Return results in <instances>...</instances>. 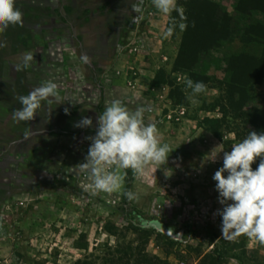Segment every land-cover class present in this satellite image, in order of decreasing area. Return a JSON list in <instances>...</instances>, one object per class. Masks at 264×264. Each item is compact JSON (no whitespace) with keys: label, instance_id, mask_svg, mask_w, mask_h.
Listing matches in <instances>:
<instances>
[{"label":"rangeland","instance_id":"obj_1","mask_svg":"<svg viewBox=\"0 0 264 264\" xmlns=\"http://www.w3.org/2000/svg\"><path fill=\"white\" fill-rule=\"evenodd\" d=\"M209 1L236 13V0ZM196 2L164 14L152 0H15L22 25L0 33V264H264L258 241L222 236L212 178L233 144L264 132V37L238 35L195 57L182 45ZM237 56L260 80L243 98L230 86ZM186 79L206 91L193 95ZM47 81L58 96L32 121L14 120L18 97ZM114 100L144 107L173 151L142 174L122 170L120 191L94 195L81 163ZM83 117L92 125L76 126Z\"/></svg>","mask_w":264,"mask_h":264},{"label":"clouds","instance_id":"obj_2","mask_svg":"<svg viewBox=\"0 0 264 264\" xmlns=\"http://www.w3.org/2000/svg\"><path fill=\"white\" fill-rule=\"evenodd\" d=\"M152 4L164 14L176 9V0H152ZM14 5L15 0H0V33L10 25H22V13ZM32 59V54L25 55L23 68H27ZM80 59L89 63L87 55ZM185 85L193 95L206 91L203 82L186 79ZM57 96L54 82L43 83L28 95L18 97L21 107L13 113V119L32 121L41 101ZM145 111L144 107H139L129 112L120 100H114L98 116L96 134L90 138L85 162L81 163L82 170L93 180L94 195L120 191L124 181L122 170L132 169L134 174H142L149 163H167L168 153L173 149L167 144L161 145L154 123H144ZM92 123L91 118L83 117L76 126L88 127ZM215 158L209 160L214 162ZM257 158L259 164L253 169ZM212 178L216 182L218 202L223 205L218 210L222 236L233 239L244 234L264 245V132L250 131L242 141L233 144L231 151L224 152L222 166ZM124 195L128 199L133 197L131 192Z\"/></svg>","mask_w":264,"mask_h":264},{"label":"trees","instance_id":"obj_3","mask_svg":"<svg viewBox=\"0 0 264 264\" xmlns=\"http://www.w3.org/2000/svg\"><path fill=\"white\" fill-rule=\"evenodd\" d=\"M189 8L191 9L184 20L185 28L182 46L188 49L189 53L195 57L197 54L200 55L206 48L232 41L238 35L243 41L255 35L264 37V0H236L235 15L228 13L219 3L209 0H197L196 6L190 5ZM253 14H257L260 19L253 23H247V18ZM244 20L247 24L243 22ZM243 25L245 26L244 31H242ZM244 58V56H237L230 61L232 62L230 68L237 73L234 74V82L236 84H233L234 87L231 84L230 86L234 92L237 90L242 98L246 97L247 86L245 84H257L260 82L258 80L259 76L256 78L249 76L251 71L248 67H238L236 63L243 61ZM197 59L195 58L193 62L196 63ZM240 71L243 72L238 74ZM247 75L248 77H246ZM230 102L232 104L237 103L233 101V97Z\"/></svg>","mask_w":264,"mask_h":264},{"label":"water","instance_id":"obj_4","mask_svg":"<svg viewBox=\"0 0 264 264\" xmlns=\"http://www.w3.org/2000/svg\"><path fill=\"white\" fill-rule=\"evenodd\" d=\"M168 232H169V233H172L171 231H168ZM181 233H182V232H179V234H178L179 237L181 236Z\"/></svg>","mask_w":264,"mask_h":264}]
</instances>
